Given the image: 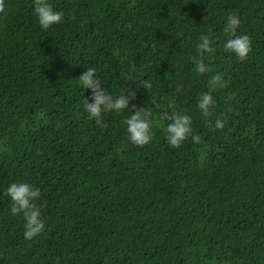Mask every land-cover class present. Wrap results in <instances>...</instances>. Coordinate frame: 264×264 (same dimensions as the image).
I'll return each instance as SVG.
<instances>
[{
  "label": "trees",
  "instance_id": "16d2710c",
  "mask_svg": "<svg viewBox=\"0 0 264 264\" xmlns=\"http://www.w3.org/2000/svg\"><path fill=\"white\" fill-rule=\"evenodd\" d=\"M50 2L64 17L47 30L34 0L0 13V264H264V0ZM231 14L250 38L244 61L222 46ZM202 35L211 54L197 53ZM87 67L112 94L136 91L148 144L128 141L129 111L102 127L84 112ZM216 73L224 86L210 89ZM162 112L190 115L196 140L169 146ZM13 181L41 190L45 228L31 240L10 212Z\"/></svg>",
  "mask_w": 264,
  "mask_h": 264
},
{
  "label": "clouds",
  "instance_id": "9594fccd",
  "mask_svg": "<svg viewBox=\"0 0 264 264\" xmlns=\"http://www.w3.org/2000/svg\"><path fill=\"white\" fill-rule=\"evenodd\" d=\"M6 11L5 0H0V13ZM33 15L41 28L47 30L54 25L60 24L64 13L56 10L50 0H34ZM241 25V19L235 14L227 17L223 28L225 38L223 40V49L226 52L233 53L240 61H244L251 52L250 38L246 34H237ZM214 40L209 36L202 35L196 45L198 55L202 53L211 54ZM195 70L203 74L209 71V66L203 60L195 61ZM79 86L89 90V97L84 98L83 110L87 115L94 119L95 123L103 126V117L109 112L121 113L129 111L130 101L136 97V91L121 90L118 94L110 93L104 86L102 79L97 74L94 67H87L78 77ZM210 89L224 86V80L220 73L211 76L208 81ZM143 86L147 90L151 88V83L143 80L137 83V87ZM215 105L211 92H204L198 96L196 108H198L205 118L211 114V109ZM134 111H129L130 115L124 119L126 125L127 139L136 146H144L152 139L153 121L150 119V113L143 107L131 104ZM161 120L169 121L163 126L164 139L172 148H179L190 136L193 140L196 137L192 135V118L188 114H169L162 112ZM223 126L219 119L215 121L217 129ZM7 197L11 201L10 212L12 215H20L24 219L23 236L26 240H31L40 234L45 228V222L42 217L43 205H37L36 201L41 198V190L33 184L26 181H13L5 189Z\"/></svg>",
  "mask_w": 264,
  "mask_h": 264
}]
</instances>
